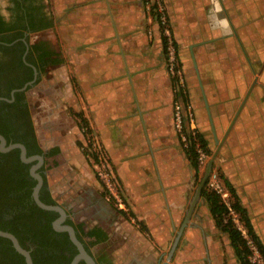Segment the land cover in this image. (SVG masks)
Listing matches in <instances>:
<instances>
[{"label":"crops","instance_id":"1","mask_svg":"<svg viewBox=\"0 0 264 264\" xmlns=\"http://www.w3.org/2000/svg\"><path fill=\"white\" fill-rule=\"evenodd\" d=\"M164 1L199 127L215 151L221 145L214 163L264 244V0ZM55 2L51 29L79 84L83 116L114 164L125 207L163 246L203 175L173 125L162 31L152 33L141 0ZM176 251L173 264H241L202 193Z\"/></svg>","mask_w":264,"mask_h":264},{"label":"flooded vegetation","instance_id":"2","mask_svg":"<svg viewBox=\"0 0 264 264\" xmlns=\"http://www.w3.org/2000/svg\"><path fill=\"white\" fill-rule=\"evenodd\" d=\"M51 23L44 0H0V134L5 138L4 146L0 139V229L18 239L33 264H71L80 252L71 233L63 229L71 225L77 240L103 264L91 249L101 241L87 234L95 226L76 222L53 195L46 169L52 150L43 146L30 107L29 90L57 64V51L46 34ZM38 176L43 179L40 201L67 212L60 224L61 213L44 208L35 198ZM0 264H28L12 239L2 235ZM77 264L88 263L81 259Z\"/></svg>","mask_w":264,"mask_h":264},{"label":"rangeland","instance_id":"3","mask_svg":"<svg viewBox=\"0 0 264 264\" xmlns=\"http://www.w3.org/2000/svg\"><path fill=\"white\" fill-rule=\"evenodd\" d=\"M44 1L51 14L56 6V0ZM161 1L167 14V22L163 24V30L161 29L162 25L155 19L154 13L147 9L145 0H141L149 18L148 25L152 33L155 29H160L162 35L168 39V44H172L175 49L173 66L176 70H180L182 76L181 91L187 96V103L194 113L197 132H202L194 105L188 96V78L184 64L178 49L174 46L175 40L172 35L169 11L165 1ZM165 29H168L169 32L165 33ZM56 30V27L53 30L50 28L46 34L49 35L48 38L53 46H56L54 48L59 54L60 66H50L43 73L41 82L28 92L37 134L43 146L52 150V156L47 161L46 169L47 180L53 195L74 216L76 222L82 223L86 227L99 225L105 229L108 234L107 239L92 245L91 248L95 254L100 256L103 264H162L167 258L174 238L172 237L162 246L161 243L154 240L152 235L142 230V226L125 207L122 183L116 179L114 164L110 161L108 152L106 153L98 133L90 127L91 131H87L89 125L83 127L82 97L78 90L80 87L76 80L73 81L71 75L68 76L65 51L60 50L61 46L58 43L60 39ZM166 60L169 68L170 60L167 56ZM170 75L174 82L173 89L176 96L178 75L176 73L174 76L171 71ZM70 85L75 86V103H79L76 111H74L72 96L69 97ZM208 144L211 153H205L201 158L202 175L208 160L216 149L215 143L211 146L210 142ZM94 152L99 154V161L94 158ZM101 160L107 165L108 173L100 163ZM219 172L217 163H214L213 170L207 179L209 186L213 181L211 176L214 173L217 174V180L222 185ZM199 181L196 180V187ZM110 189L114 193H111ZM224 198L230 202L229 194H224ZM120 209H124L127 216H124L119 211ZM176 231L175 234H177ZM175 254L170 264H173ZM255 259L257 262L260 261L259 253H256Z\"/></svg>","mask_w":264,"mask_h":264},{"label":"trees","instance_id":"4","mask_svg":"<svg viewBox=\"0 0 264 264\" xmlns=\"http://www.w3.org/2000/svg\"><path fill=\"white\" fill-rule=\"evenodd\" d=\"M153 13L155 14V19L160 23V14H158L155 8L153 9ZM161 29H164L163 25L161 26ZM163 42L165 55L168 57L169 41L165 35H163ZM174 46L177 48L176 42H174ZM59 60L60 58H58L57 62ZM46 64L47 63L44 65ZM183 97L185 102H187V96L183 94ZM82 119L84 120L83 127L88 126L85 118ZM87 131H91L89 126L87 127ZM180 142L186 150L191 164L196 169V176L198 178L201 167V154L199 150L204 151V153L207 154L211 153V149L208 146V140L202 132H196L194 134L191 132L188 133L187 146H184V143L181 140ZM94 158L96 161H99V154L97 152H94ZM219 177L226 192L230 195V202L225 200L223 193L217 189L209 187V181L206 182L204 188L202 189V196L205 197L209 203L210 211L215 220L217 228L229 235L238 261L241 264H264V244L260 241L258 235L255 233L254 227L248 216L247 209L242 205L232 183L221 172H219ZM119 211L124 216H127V213L124 209H120ZM132 215L135 217L134 214ZM138 223L142 226V230H147L146 226L141 221H138ZM87 234L90 236H95V242L104 241L108 237V234L105 232V230L99 226H95L94 228L90 229ZM256 253L260 254L259 262H257L256 259L254 260V258H256Z\"/></svg>","mask_w":264,"mask_h":264},{"label":"water","instance_id":"5","mask_svg":"<svg viewBox=\"0 0 264 264\" xmlns=\"http://www.w3.org/2000/svg\"><path fill=\"white\" fill-rule=\"evenodd\" d=\"M0 139L2 140V146H4L5 145V138L1 134H0ZM220 146L217 148L215 153L211 156V158L208 160V162L206 164V168H205L204 174L202 176V180H201L199 186L197 187L196 193H195V195H194V197H193V199L191 201V204H190V206L188 208L186 218H185L183 224L181 225L180 229L177 232V235H176V237L174 239V242L172 244V247H171L170 251L168 252L166 260L162 264H170V261L172 260L174 254H175V251L178 248V245H179L181 236L183 234L184 228L187 226V224L189 222V219H190V216L192 215V212H193V210L195 208V205H196L197 201L201 197L202 189L204 188V186H205V184L207 182V179L209 178V176H210V174H211V172L213 170L214 161H215V159H216V157L218 155ZM39 158H40L41 161H43V156L40 155ZM38 177H39V183H38V185L35 188V192H34L35 198L38 201V203L41 206H43L44 208L55 209V210H58L61 213V218H59L58 221H57V224H60L67 217V212L60 205H48V204H45V203L40 201V199L38 197V194H39V189H40V187H41V185L43 183V179L40 176H38ZM63 229H66V230H68L71 233L74 241L77 243V245L79 246V249H80V252L75 256V258L73 259L71 264H77L81 259H84L88 264H98L96 262V260L94 259V257L85 249V247L82 245V243L79 240H77V238L75 236L74 227L71 226V225H63ZM0 235L12 239V241L14 242V245L16 246V248L21 253H23L26 256L28 264H33L29 252L27 250H25L20 245V243L18 242V239L12 233L0 229Z\"/></svg>","mask_w":264,"mask_h":264},{"label":"built area","instance_id":"6","mask_svg":"<svg viewBox=\"0 0 264 264\" xmlns=\"http://www.w3.org/2000/svg\"><path fill=\"white\" fill-rule=\"evenodd\" d=\"M145 4H146V7L149 11L153 12V9L155 8V10L158 12V14H160V25H161V23L163 25L167 22V14H166V11L162 5L161 0H145ZM164 32L167 33V32H169V30L165 29ZM168 49H169V56L168 57L170 60L169 70L171 71V73L174 76L176 75V73L178 75L177 88L175 87L177 95L174 98V126H175V130L178 134V137L184 143V146H187L188 145V133H191V132L193 134L196 133L197 132V130H196L197 126L195 124V118H194V113L192 111V108L187 102H185L184 97H183V93L181 91L182 90L181 84L183 83V81H182V76H181L180 70H176V68H174V66H173V59L175 57V49H174L172 44L169 45ZM199 151H200L201 158H202L205 153H204V151H201V150H199ZM100 163L103 164L106 173H108L107 168H106L107 165L105 163H103L102 160L100 161ZM96 165H99V164H96ZM211 179L213 181L211 182V186H209V187L217 189L218 191L223 193V195L226 194L224 192L223 185H221L220 182L217 180V174L216 173L212 174ZM106 184H107V182H106ZM107 186H108V184H107ZM111 193H114V192L111 190Z\"/></svg>","mask_w":264,"mask_h":264}]
</instances>
